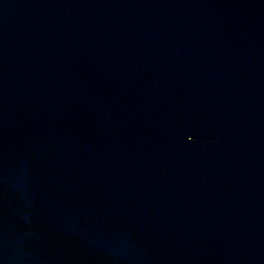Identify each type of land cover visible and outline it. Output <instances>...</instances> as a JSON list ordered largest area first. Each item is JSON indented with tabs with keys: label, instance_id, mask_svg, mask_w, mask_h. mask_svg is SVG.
I'll return each instance as SVG.
<instances>
[{
	"label": "water",
	"instance_id": "95a60500",
	"mask_svg": "<svg viewBox=\"0 0 264 264\" xmlns=\"http://www.w3.org/2000/svg\"><path fill=\"white\" fill-rule=\"evenodd\" d=\"M0 264H264V0H0Z\"/></svg>",
	"mask_w": 264,
	"mask_h": 264
}]
</instances>
